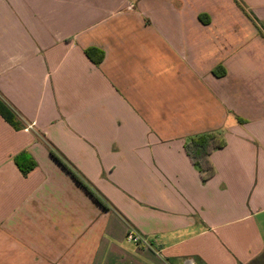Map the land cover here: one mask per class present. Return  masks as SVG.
<instances>
[{
  "label": "crops",
  "instance_id": "1",
  "mask_svg": "<svg viewBox=\"0 0 264 264\" xmlns=\"http://www.w3.org/2000/svg\"><path fill=\"white\" fill-rule=\"evenodd\" d=\"M258 30L264 0H0V98L22 126L0 116V264H264ZM210 131L225 145L202 182L184 144Z\"/></svg>",
  "mask_w": 264,
  "mask_h": 264
},
{
  "label": "trees",
  "instance_id": "2",
  "mask_svg": "<svg viewBox=\"0 0 264 264\" xmlns=\"http://www.w3.org/2000/svg\"><path fill=\"white\" fill-rule=\"evenodd\" d=\"M259 34L264 37V33L258 30ZM88 59L95 65H99L103 58L104 53L96 48H87L84 51ZM212 73L216 77H221L225 74V70L218 66L213 69ZM0 116L13 128L20 129L22 126L16 119L10 108L4 103L0 98ZM240 120V119H239ZM241 121V120H240ZM225 145V140L221 132L210 131L204 132L192 137H189L184 144V151L193 167L199 174L202 182H206L214 175V167L210 162V155ZM50 156L59 164L73 179L78 183L96 202L106 210L109 208L108 204L103 201L100 196L94 191V189L83 180L80 174L75 170V168L57 151L54 149H49ZM14 164L23 176H26L34 167L36 163L34 160L26 153L22 152L14 158Z\"/></svg>",
  "mask_w": 264,
  "mask_h": 264
},
{
  "label": "built area",
  "instance_id": "3",
  "mask_svg": "<svg viewBox=\"0 0 264 264\" xmlns=\"http://www.w3.org/2000/svg\"><path fill=\"white\" fill-rule=\"evenodd\" d=\"M127 238H128L129 241H131L133 243H138L140 241L139 238L135 234H133V232H128ZM184 264H193V263L188 261V262H186Z\"/></svg>",
  "mask_w": 264,
  "mask_h": 264
},
{
  "label": "rangeland",
  "instance_id": "4",
  "mask_svg": "<svg viewBox=\"0 0 264 264\" xmlns=\"http://www.w3.org/2000/svg\"><path fill=\"white\" fill-rule=\"evenodd\" d=\"M103 200V199H102ZM104 201V200H103ZM0 238H2V234H0ZM2 244V241L0 242ZM133 243V242H132Z\"/></svg>",
  "mask_w": 264,
  "mask_h": 264
}]
</instances>
